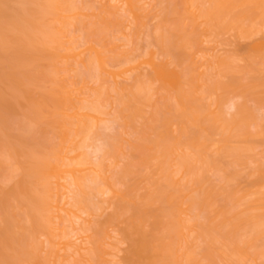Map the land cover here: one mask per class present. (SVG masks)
<instances>
[{"label":"bare ground","instance_id":"1","mask_svg":"<svg viewBox=\"0 0 264 264\" xmlns=\"http://www.w3.org/2000/svg\"><path fill=\"white\" fill-rule=\"evenodd\" d=\"M0 264H264V0H0Z\"/></svg>","mask_w":264,"mask_h":264}]
</instances>
